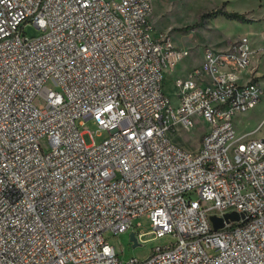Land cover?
Returning a JSON list of instances; mask_svg holds the SVG:
<instances>
[{
	"label": "built area",
	"instance_id": "obj_1",
	"mask_svg": "<svg viewBox=\"0 0 264 264\" xmlns=\"http://www.w3.org/2000/svg\"><path fill=\"white\" fill-rule=\"evenodd\" d=\"M155 1L0 0V264H264V138L235 129L263 96L264 29L256 50L203 47L171 99L190 52ZM87 120L106 137L87 144ZM198 121L195 150L174 140ZM140 216L133 247L168 241L121 260L104 234Z\"/></svg>",
	"mask_w": 264,
	"mask_h": 264
},
{
	"label": "rangeland",
	"instance_id": "obj_2",
	"mask_svg": "<svg viewBox=\"0 0 264 264\" xmlns=\"http://www.w3.org/2000/svg\"><path fill=\"white\" fill-rule=\"evenodd\" d=\"M264 0H158L153 4V11L149 16V22L155 31L168 34L172 41L178 46L189 49L190 55L179 63L171 74H165L163 88L165 93L174 99L175 87L173 80L182 77L186 70L198 65L203 47L213 50H225L234 40L247 36L250 38V46L258 48V33L264 28ZM216 9L243 14L246 20L227 18L223 14H211ZM209 15H206L208 14ZM28 36L38 35L39 30L32 24L25 27ZM258 71L262 73L260 84L264 91V53H260ZM258 54L252 57V61L258 58ZM261 123L258 127L257 124ZM259 125V124H258ZM257 126V127H256ZM241 131L248 132L250 138L264 137V92L260 102L255 108L247 112L244 120L239 125ZM79 130H85L83 138L87 144L94 140L96 143L106 137V132L99 131L97 126L87 120ZM206 130V125L198 121L196 126L188 131H180L174 140L184 148L195 150L200 135ZM44 149L48 148L47 140L42 139ZM136 224H140L136 227ZM148 232L150 222L145 216L134 220V227L123 233L114 234L105 232V239L115 247L118 257L127 260L130 257L145 259L151 248L158 244H164L168 238L150 240L141 246L133 247L130 242V231ZM152 234L148 233L142 239H150ZM209 253L211 251L209 250Z\"/></svg>",
	"mask_w": 264,
	"mask_h": 264
},
{
	"label": "crops",
	"instance_id": "obj_3",
	"mask_svg": "<svg viewBox=\"0 0 264 264\" xmlns=\"http://www.w3.org/2000/svg\"><path fill=\"white\" fill-rule=\"evenodd\" d=\"M261 10H264V7L263 8H261ZM263 27H264V25H263ZM264 29V28H263ZM262 29V30H263ZM261 38H262V34H261V32H259L258 33V42H259V44L257 45V47H259V46H261V42H262V40H261ZM251 47V46H250ZM251 49L252 50H256V47H251ZM255 52V51H254ZM261 52H255V53H253L252 54V56L254 57V55H256V54H260ZM256 60L257 59H255L254 61H253V65L256 63ZM258 61H260V55L258 56ZM259 64V63H258ZM191 68V67H190ZM190 68H188L187 70H189ZM186 70V71H187ZM257 73L259 74V76H261V75H263L262 73H260L259 71H258V68H257ZM247 115V112L246 113H244V114H241V115H239L237 118H236V120H235V129H236V135L237 136H240V137H243V138H250V136H249V133L248 132H243V131H241V129H240V127H239V125L241 124V121H243L244 120V117ZM259 124V123H258ZM258 124H257V126H258ZM256 126V127H257ZM252 138H264V137H261V136H259V137H252Z\"/></svg>",
	"mask_w": 264,
	"mask_h": 264
},
{
	"label": "trees",
	"instance_id": "obj_4",
	"mask_svg": "<svg viewBox=\"0 0 264 264\" xmlns=\"http://www.w3.org/2000/svg\"><path fill=\"white\" fill-rule=\"evenodd\" d=\"M218 13L223 14L227 18L237 19V20H240V21L246 20L244 15L240 14L238 12H228V11L222 10V9H216L215 11L211 12V14H218ZM206 15H209V13L206 14Z\"/></svg>",
	"mask_w": 264,
	"mask_h": 264
},
{
	"label": "water",
	"instance_id": "obj_5",
	"mask_svg": "<svg viewBox=\"0 0 264 264\" xmlns=\"http://www.w3.org/2000/svg\"><path fill=\"white\" fill-rule=\"evenodd\" d=\"M229 215L232 216V215H234V214H229ZM211 218L214 220V225H215V227H217V226H218V223L215 222V218H214V216H211ZM130 237H131L132 240L135 239V238H134V235H133L132 232L130 233Z\"/></svg>",
	"mask_w": 264,
	"mask_h": 264
}]
</instances>
